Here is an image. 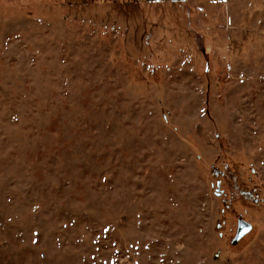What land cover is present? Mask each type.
<instances>
[{
    "label": "rangeland",
    "instance_id": "rangeland-1",
    "mask_svg": "<svg viewBox=\"0 0 264 264\" xmlns=\"http://www.w3.org/2000/svg\"><path fill=\"white\" fill-rule=\"evenodd\" d=\"M0 264H264V0H0Z\"/></svg>",
    "mask_w": 264,
    "mask_h": 264
},
{
    "label": "water",
    "instance_id": "water-1",
    "mask_svg": "<svg viewBox=\"0 0 264 264\" xmlns=\"http://www.w3.org/2000/svg\"><path fill=\"white\" fill-rule=\"evenodd\" d=\"M251 229V226L244 221L239 220L238 222V227L236 231V235L232 241L233 244L237 243L241 237H243L245 234H247Z\"/></svg>",
    "mask_w": 264,
    "mask_h": 264
}]
</instances>
